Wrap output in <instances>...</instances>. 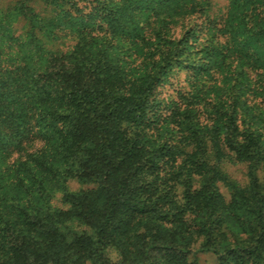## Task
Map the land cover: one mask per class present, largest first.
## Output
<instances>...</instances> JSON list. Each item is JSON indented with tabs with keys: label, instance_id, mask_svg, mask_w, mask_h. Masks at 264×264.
Here are the masks:
<instances>
[{
	"label": "trees",
	"instance_id": "trees-1",
	"mask_svg": "<svg viewBox=\"0 0 264 264\" xmlns=\"http://www.w3.org/2000/svg\"><path fill=\"white\" fill-rule=\"evenodd\" d=\"M35 1L0 6V57L13 42L32 60L16 68L0 63V156L31 136L42 140L0 166V264H199V252L212 254L215 264H264V113H247L236 97L229 103L235 90L227 87L219 89L221 101H207L202 83L159 108L158 88L171 65L181 67L180 57L186 62L196 52L194 43L181 46L183 36H165L161 22L145 33L144 17L167 16L172 4L40 0L37 10ZM238 1L230 0L226 27L236 25L242 49L264 38V19L251 28L255 0ZM193 2L184 0L173 14L184 17ZM23 20L28 42L8 32ZM61 32L76 36L71 51L45 50L39 61L28 54L38 52L36 38L54 41ZM116 36L124 37L136 65L121 57L126 50L113 43ZM199 51L184 69L197 70L201 57H212L208 45ZM226 159L248 164L246 185L226 182L230 200L219 184ZM71 178L91 187L70 192ZM56 191L67 211L51 210ZM74 218L91 232L66 230ZM235 222L251 235L225 243L224 229ZM109 247L119 262L110 260Z\"/></svg>",
	"mask_w": 264,
	"mask_h": 264
},
{
	"label": "rangeland",
	"instance_id": "rangeland-1",
	"mask_svg": "<svg viewBox=\"0 0 264 264\" xmlns=\"http://www.w3.org/2000/svg\"><path fill=\"white\" fill-rule=\"evenodd\" d=\"M20 1L21 0H0V6L3 10H8L9 7L16 5ZM167 1L172 4V7H168L170 11L167 16L161 14L160 16L162 18L158 19L152 16L147 20H145L146 17H144V22H142L141 25L144 27V30H146L145 33L149 34L153 32V28H158L157 24L161 22L165 36L178 40L183 36L184 42L181 44L182 47L187 48L190 44H195L196 52L188 54V61H197L199 59L198 56L201 55V51H199L200 48H205L206 45H208L211 50V55L206 56L212 57H210V59L209 57H201V64L203 67L197 70L184 69L182 66L188 63V61L184 62L185 60L181 57V67L175 65L176 63L172 64V67L164 77V82L158 88L159 108L165 111V105H168L172 100H177L179 92L194 89V84L202 83L206 86V91H201L200 95L208 96L207 101H221V90L219 89L221 87H227L230 92L235 90L233 95L229 98V103L233 102L236 97L237 100H239L238 104L243 107L244 110L246 109L247 113L256 114L261 110L264 113V45H262L264 38L256 41L254 45L248 48L241 49L238 40H234V38L241 39V37L235 36L233 33L236 25L228 28L226 27V22L232 20L230 14V0H194L195 9H190L189 14H186L184 17H181L180 14H173L172 12L175 10L174 7H179L184 4V0ZM41 3L40 0L39 2H34L37 10L43 8V4ZM238 3L242 4V1L239 0ZM144 6L148 8V5ZM253 7H255V11H251L250 9V13L248 14L251 18V21H249L250 27L255 24V21L264 19V13L262 12L264 9V2L260 1L259 3L255 0ZM164 10H166V7ZM145 13L147 15L149 12L146 11ZM150 14H152V12ZM39 17L44 18V15H39ZM46 17H49V14ZM140 19L141 18L138 17V20ZM28 30H30L29 24L26 20H23L16 21L8 32L10 33L12 31V34L16 36L19 35L23 40L28 42L30 40L27 39ZM189 31H192V34L190 37H187ZM39 38L40 39L36 38L35 40L36 46L39 44L37 50H35L38 51L37 53H31L32 50L28 48V54L35 56L37 61L45 59V50L56 49L69 52L77 43L76 36L70 32L59 33L54 41H48L43 36H39ZM210 38L211 42L208 43L207 40ZM20 42L22 41L20 40L19 43ZM124 42V37L121 36H116L113 39V43H120L118 45H122V47H124L123 50H126L120 52L121 57H126L128 62H131L129 65H136L138 60L134 59V56L128 51L127 45L123 46L126 44V42ZM27 44H25L26 47ZM3 50L4 53H2L0 57V63L3 69L6 67L16 68L25 66V64H29V62L32 61L24 51L25 49L18 46L17 43L9 42L4 45ZM182 52V54L187 53L185 49L182 50ZM26 55L27 57L24 60ZM6 59H8V61H6ZM196 80H199V82H195ZM223 100H225L223 102H228L225 97ZM238 110L240 111L242 109L239 107ZM258 121L260 124L261 121L259 118ZM41 143L42 140L35 136H31L30 139L25 140L20 147H12L8 151L5 150L3 155L1 154L0 156L1 169H5L6 166L25 157V154L29 150L31 151L40 146ZM220 169L225 176V179H223L225 181L219 183L220 190L225 199L230 200L231 193L226 182L246 185L248 183V164L246 162H234L232 159H226L221 163ZM259 176L263 178L264 172L259 170ZM89 187H91V184L83 183L75 178H71L67 181V189L70 192L80 191ZM50 207L52 211H67L70 208L69 203L64 200L62 191H56L51 196ZM65 224L66 227L69 228L66 230H71L72 232H91L89 226L76 218L67 220ZM66 234L69 240H64V243L69 245V242L72 240H70V234ZM250 235L251 232L245 229L241 223H230L224 229V242L243 240L250 237ZM194 247L196 248L197 245L195 244ZM107 254L112 262L116 263L121 259L118 251L113 247L107 249ZM197 258L199 259V264H215L216 262L215 257L210 253L199 252ZM85 264H91V262L87 261Z\"/></svg>",
	"mask_w": 264,
	"mask_h": 264
}]
</instances>
